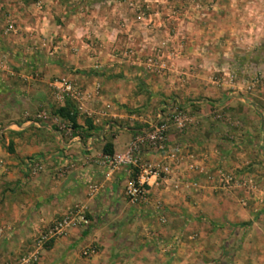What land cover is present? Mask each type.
<instances>
[{
    "label": "crops",
    "instance_id": "1",
    "mask_svg": "<svg viewBox=\"0 0 264 264\" xmlns=\"http://www.w3.org/2000/svg\"><path fill=\"white\" fill-rule=\"evenodd\" d=\"M0 1L1 261L14 264L38 231L80 210L87 225L49 244L37 264H264V0H148L150 27L121 4L68 10ZM182 2L188 11L170 19ZM8 24L15 33L4 31ZM162 42L172 51L168 68L150 72L144 56ZM124 48L131 57L119 55ZM59 78L81 98L57 102L51 84ZM214 107L227 117L213 124L204 116ZM159 109L186 112L167 146L203 173L182 162L181 179L196 186L153 188L137 209L123 196L128 169L105 158L127 152ZM60 111L73 117L71 134ZM217 168L247 177L260 193L214 191ZM135 212L153 224L142 234L150 244L139 245L138 233L124 241ZM88 247L95 254L82 258Z\"/></svg>",
    "mask_w": 264,
    "mask_h": 264
},
{
    "label": "built area",
    "instance_id": "2",
    "mask_svg": "<svg viewBox=\"0 0 264 264\" xmlns=\"http://www.w3.org/2000/svg\"><path fill=\"white\" fill-rule=\"evenodd\" d=\"M148 3V0H145L139 7L135 3L131 4L132 8L136 10L139 19L144 22L145 27H150L152 24L150 14L146 12ZM188 9L187 2H182L177 5L175 11L170 12L169 18L173 19L177 15H184ZM4 31L15 33V29L11 24L6 25ZM92 47L93 44L91 43L87 46L90 49L91 57H95L96 53ZM167 50L168 48L164 45V42L160 46L151 49L150 54L144 56V68L150 72L164 71L166 67L164 57L172 56V51L167 54ZM131 52L130 48H124L119 55L123 58H129L131 57ZM258 82L264 90V79ZM51 88L54 99L60 103L66 100H79L82 96L80 89L72 81L64 78L55 79L51 84ZM94 89L96 93L97 86ZM184 126L185 115L182 111L174 109L173 111L164 112L159 109L154 120L146 129L139 133L127 152L111 160L105 158V161H109L112 166L121 165L128 169L130 176L124 184L123 196L129 206L140 209L148 203L150 191L162 185L170 187L174 192L184 184L193 188L196 186L194 180L187 182L181 179L178 173L180 164L188 160L190 156H186L185 159L181 155H177L178 147L173 148V150L169 149L166 142L167 133L171 128L181 131ZM64 130L67 134H71L69 124L64 127ZM143 153L156 155L158 160L149 161L142 159L140 155ZM185 168L188 172H196L199 169L191 165L190 162H185ZM33 171L34 169L29 174H32ZM197 173H203L202 169L197 171ZM211 180L213 181V190L222 194L232 193L237 188L242 189V192L247 196H255L256 193H260L257 186L247 177L235 176L220 168L215 169ZM245 202L246 197L237 200L240 206H244ZM86 225L87 219L80 210L65 212L62 216L37 232L32 239L29 249L26 252L20 253L14 264H37L42 251L49 244L64 237L77 226L85 227ZM94 253L95 249L93 247L84 248L80 251V255L83 258L90 257ZM0 264L7 263L0 260Z\"/></svg>",
    "mask_w": 264,
    "mask_h": 264
},
{
    "label": "rangeland",
    "instance_id": "3",
    "mask_svg": "<svg viewBox=\"0 0 264 264\" xmlns=\"http://www.w3.org/2000/svg\"><path fill=\"white\" fill-rule=\"evenodd\" d=\"M2 1H5V0H2ZM144 1L145 0H14L16 5H18V3L20 4V6L21 5H23V6L25 5L27 7L28 6H33L34 7V5H35V7H37V8H39V7L41 8L44 5H47V7H49V6L51 7V4L55 2L54 6H53L54 8H56V7L61 5V6H65L66 9H68V10L75 9V8H78V7H81V8L82 7H87V6L92 7V8H94V7L95 8H99V7L100 8L115 7L117 9L121 5L123 7H128V8L132 9L131 4L133 5L135 3L136 6L139 7V5L143 4ZM124 2H125V4H123ZM119 4H121V5H119ZM31 17H32V15H31ZM32 19H33V17L31 18V21H33ZM87 49L90 52V49L89 48H87ZM92 49L96 53V56H97L98 55L97 54L98 51H97V48L94 46V44H93ZM167 68L168 67H167V64H166V67L164 68V70H167ZM263 79H264V77L259 79V81H261ZM219 80H220V83H221V78ZM224 81L227 84L228 81H230V78L224 79ZM175 110L177 111V109H175ZM225 110L226 109L219 110V109H216L214 107V108H211L210 110H208L204 117L208 118L209 120H211L212 123L214 124V123H217L219 120L225 119L227 117V115H226L227 112ZM183 113H184V115H186V112H183ZM214 128L215 127L213 125L212 129H214ZM258 143H260V141H258ZM226 144L227 145L232 144L231 139H227ZM256 146H258V144H256ZM237 176H239V175H237ZM257 196H258V193H256L255 197H257ZM132 214H133V217L129 216V215H131V213L130 214L128 213L127 216H126V222H124V227H125L124 229H126V231L128 233V236H127L128 238L124 239V241L126 243H128L130 241V239H129V236H130L132 244H133V236L138 233V234H140L139 236H137V241H138L139 245L140 244H142V245L150 244V240L148 238H145L144 236H142V234L150 232V230L154 229L153 224L151 222H149L145 216L144 217L141 216V215L137 216L136 212L132 213ZM122 242H123V240H122ZM95 252H96V250H95Z\"/></svg>",
    "mask_w": 264,
    "mask_h": 264
},
{
    "label": "trees",
    "instance_id": "4",
    "mask_svg": "<svg viewBox=\"0 0 264 264\" xmlns=\"http://www.w3.org/2000/svg\"><path fill=\"white\" fill-rule=\"evenodd\" d=\"M58 114H59V116H61L63 119H65L69 123L71 129L75 128L72 116H70L68 113L62 114V111H60ZM103 150H104V152L106 154H111V152L109 151V148L107 147V145L104 146Z\"/></svg>",
    "mask_w": 264,
    "mask_h": 264
}]
</instances>
